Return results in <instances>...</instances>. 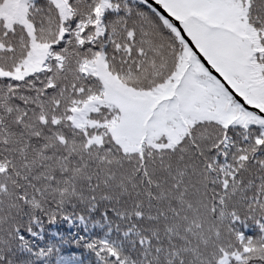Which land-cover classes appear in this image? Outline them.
Masks as SVG:
<instances>
[{"label": "snow or ice", "instance_id": "snow-or-ice-1", "mask_svg": "<svg viewBox=\"0 0 264 264\" xmlns=\"http://www.w3.org/2000/svg\"><path fill=\"white\" fill-rule=\"evenodd\" d=\"M0 264H264V0H0Z\"/></svg>", "mask_w": 264, "mask_h": 264}]
</instances>
